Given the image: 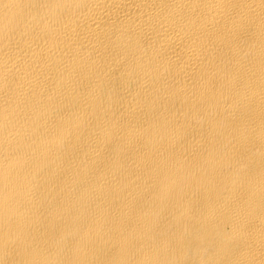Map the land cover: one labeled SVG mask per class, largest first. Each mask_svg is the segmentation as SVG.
<instances>
[{"label":"bare ground","instance_id":"6f19581e","mask_svg":"<svg viewBox=\"0 0 264 264\" xmlns=\"http://www.w3.org/2000/svg\"><path fill=\"white\" fill-rule=\"evenodd\" d=\"M0 264H264V0H0Z\"/></svg>","mask_w":264,"mask_h":264}]
</instances>
